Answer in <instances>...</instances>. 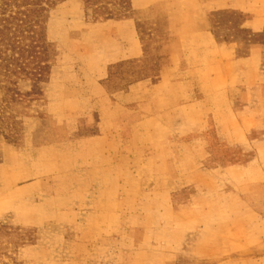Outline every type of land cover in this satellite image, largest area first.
Masks as SVG:
<instances>
[{
    "label": "rangeland",
    "instance_id": "rangeland-1",
    "mask_svg": "<svg viewBox=\"0 0 264 264\" xmlns=\"http://www.w3.org/2000/svg\"><path fill=\"white\" fill-rule=\"evenodd\" d=\"M49 8L0 134V264H264V0Z\"/></svg>",
    "mask_w": 264,
    "mask_h": 264
},
{
    "label": "trees",
    "instance_id": "trees-1",
    "mask_svg": "<svg viewBox=\"0 0 264 264\" xmlns=\"http://www.w3.org/2000/svg\"><path fill=\"white\" fill-rule=\"evenodd\" d=\"M61 1L0 0V134L6 138L15 139L17 120L11 109L23 101L20 81H39L46 72L44 23L49 8ZM83 1L103 18L123 15L130 5L129 0Z\"/></svg>",
    "mask_w": 264,
    "mask_h": 264
},
{
    "label": "crops",
    "instance_id": "crops-1",
    "mask_svg": "<svg viewBox=\"0 0 264 264\" xmlns=\"http://www.w3.org/2000/svg\"><path fill=\"white\" fill-rule=\"evenodd\" d=\"M261 105L264 106V103H262Z\"/></svg>",
    "mask_w": 264,
    "mask_h": 264
}]
</instances>
